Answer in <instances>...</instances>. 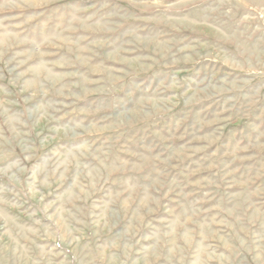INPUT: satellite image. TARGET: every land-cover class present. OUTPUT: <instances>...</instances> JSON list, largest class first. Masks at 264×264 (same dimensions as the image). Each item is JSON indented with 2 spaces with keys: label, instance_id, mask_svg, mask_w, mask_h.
<instances>
[{
  "label": "rangeland",
  "instance_id": "1",
  "mask_svg": "<svg viewBox=\"0 0 264 264\" xmlns=\"http://www.w3.org/2000/svg\"><path fill=\"white\" fill-rule=\"evenodd\" d=\"M0 264H264V0H0Z\"/></svg>",
  "mask_w": 264,
  "mask_h": 264
}]
</instances>
